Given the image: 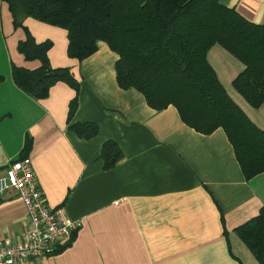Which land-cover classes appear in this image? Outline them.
Instances as JSON below:
<instances>
[{"label": "crops", "instance_id": "crops-1", "mask_svg": "<svg viewBox=\"0 0 264 264\" xmlns=\"http://www.w3.org/2000/svg\"><path fill=\"white\" fill-rule=\"evenodd\" d=\"M250 23L264 22V0H218ZM0 0V177L22 154L32 164L46 202L79 222L69 241L43 259L23 264H258L240 241L236 227L264 208V172L242 176L222 128L204 135L184 124L173 105L153 110L142 94L115 81L118 56L103 41L89 57L66 54V32L32 18L24 26L36 42H51L53 67L68 68L78 82L77 110L70 123L95 122L97 134L78 138L68 129L67 104L75 90L56 82L37 100L13 85L12 64L35 68L22 59L13 28ZM207 62L243 114L264 130V102L254 109L232 88L243 69L216 44ZM113 140L121 158L104 170L101 143ZM25 205L14 189L0 197V232L26 229Z\"/></svg>", "mask_w": 264, "mask_h": 264}, {"label": "trees", "instance_id": "trees-1", "mask_svg": "<svg viewBox=\"0 0 264 264\" xmlns=\"http://www.w3.org/2000/svg\"><path fill=\"white\" fill-rule=\"evenodd\" d=\"M13 28L24 39L16 43L22 59L36 61L35 68L12 64L13 85L37 100L47 97L56 83L67 84L75 95L67 104L68 129L91 140L95 122L70 123L77 110L78 82L68 68L53 67L48 58L51 42H36L24 19L58 26L66 32V56L88 58L103 41L118 58L115 81L120 88L142 94L153 110L173 105L190 129L204 135L222 128L230 142L242 176L247 181L264 172V130L243 114L207 62V50L219 44L243 69L232 88L257 109L264 102V22L250 23L235 8L218 0H1ZM3 77H0V82ZM30 142L22 146L28 154ZM113 140L101 143L103 169L121 158ZM249 253L264 264V208L236 227Z\"/></svg>", "mask_w": 264, "mask_h": 264}, {"label": "built area", "instance_id": "built-area-1", "mask_svg": "<svg viewBox=\"0 0 264 264\" xmlns=\"http://www.w3.org/2000/svg\"><path fill=\"white\" fill-rule=\"evenodd\" d=\"M32 164L26 157L10 161L0 177V197L9 188L25 205L26 229L10 236L0 232V264H23L52 254L69 241L79 222L68 219L60 207L53 208L36 184Z\"/></svg>", "mask_w": 264, "mask_h": 264}, {"label": "rangeland", "instance_id": "rangeland-1", "mask_svg": "<svg viewBox=\"0 0 264 264\" xmlns=\"http://www.w3.org/2000/svg\"><path fill=\"white\" fill-rule=\"evenodd\" d=\"M2 42L4 43V39H3V35L1 34V23H0V57L3 56L4 54L3 47L1 46Z\"/></svg>", "mask_w": 264, "mask_h": 264}]
</instances>
